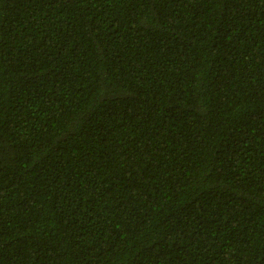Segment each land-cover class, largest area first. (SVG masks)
<instances>
[{
	"label": "trees",
	"instance_id": "trees-1",
	"mask_svg": "<svg viewBox=\"0 0 264 264\" xmlns=\"http://www.w3.org/2000/svg\"><path fill=\"white\" fill-rule=\"evenodd\" d=\"M0 264H264V0H0Z\"/></svg>",
	"mask_w": 264,
	"mask_h": 264
}]
</instances>
